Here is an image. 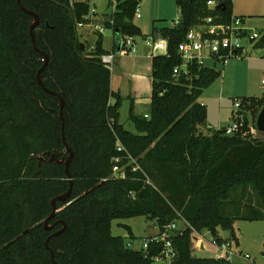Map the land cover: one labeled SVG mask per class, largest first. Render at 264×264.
I'll list each match as a JSON object with an SVG mask.
<instances>
[{
  "label": "trees",
  "instance_id": "1",
  "mask_svg": "<svg viewBox=\"0 0 264 264\" xmlns=\"http://www.w3.org/2000/svg\"><path fill=\"white\" fill-rule=\"evenodd\" d=\"M20 2L39 21L33 45V17L17 0H0V264H151L162 241L148 237L147 249H134L111 234L112 220L137 216L159 233L176 225L170 264H222L192 255L191 228L217 241L223 239L219 230L231 231L233 241L235 221L264 222V133L255 127L264 95L239 101L231 113L236 133L225 135V127L203 133L207 111L198 98L221 72L195 61L181 68L177 46L207 18L229 23L233 0H175L178 24L153 28L152 38L166 41V54L151 56L147 118L130 114L136 134L119 124L121 97L111 91V72L101 61L108 54L101 35L92 49L80 47L78 25L91 22L87 0ZM138 2L117 0L101 20L116 37L114 48L125 36H141L133 24ZM252 44L264 51V33ZM40 70L42 85L56 95L38 84ZM59 98L73 152L69 177ZM116 144L125 152L118 153ZM127 154L133 162L124 167ZM116 156L123 157L121 178L112 175ZM69 181L70 195L55 201L45 229L51 201L67 192Z\"/></svg>",
  "mask_w": 264,
  "mask_h": 264
},
{
  "label": "rangeland",
  "instance_id": "2",
  "mask_svg": "<svg viewBox=\"0 0 264 264\" xmlns=\"http://www.w3.org/2000/svg\"><path fill=\"white\" fill-rule=\"evenodd\" d=\"M117 0H87L90 8L91 22L89 26L78 28L81 43L94 47L99 35L93 30L96 25L102 27L100 34L102 47L110 54L112 31L102 25L101 20L115 11ZM140 17L133 18V24L141 32L135 37L136 53L134 55L113 56L109 65L111 72L112 90L121 97L119 109V124L126 131L136 134L135 127L130 121V114L143 118L149 112V103L152 94L151 79V49L145 46V41L153 42L151 32L154 29L170 27L180 18V12L175 0H138ZM245 1V0H244ZM250 20V17H246ZM264 28V25H260ZM259 25L254 26L261 31ZM89 30L90 35H86ZM259 33V32H258ZM262 34V33H260ZM245 56L230 57L224 61L205 58L203 66L215 68L221 72V77L206 88L198 102L206 106L207 124L213 129L230 126L231 113L237 111L235 101L242 98H261L264 87L261 84L264 78V51L253 49L248 42H243ZM245 50H248L246 53ZM262 110V109H261ZM260 113V112H259ZM250 122V121H249ZM256 123V122H255ZM254 134L257 135L256 131ZM255 198L256 195L254 194ZM253 197V196H252ZM254 208L262 209L260 200H254ZM260 205V206H259ZM181 228V226H178ZM159 228L146 218L137 216L128 219H114L111 221V234L121 238L125 244H132L131 248L139 249L141 236L155 235ZM234 236L231 250L233 255L229 264H264V222L263 221H235L232 225ZM223 239L231 236V231L219 230ZM205 242L210 236H204ZM205 242L192 243V255L195 258H214L215 249ZM247 255L248 258H244ZM151 264H170L169 260H153Z\"/></svg>",
  "mask_w": 264,
  "mask_h": 264
},
{
  "label": "built area",
  "instance_id": "3",
  "mask_svg": "<svg viewBox=\"0 0 264 264\" xmlns=\"http://www.w3.org/2000/svg\"><path fill=\"white\" fill-rule=\"evenodd\" d=\"M207 6L212 8L216 6L214 1H208ZM139 10L136 9L135 18H139ZM178 24V20L173 23V26ZM90 24H79L78 28H83L84 26H89ZM93 30H97L98 34H101L103 29L102 27L96 25ZM261 37V34L258 33L253 27H251L247 20L242 17H231L229 23L226 24H216L213 22L212 18H207L202 21L197 26L192 27L186 33L184 39L177 46V53L181 59L182 66L185 67L188 63L195 61L198 65L203 66V60L205 58H212L220 61H224L230 57H240L243 53V42L253 43ZM145 46L151 49L150 56L158 54H166V41L157 38L153 39V42L145 41ZM136 53V42L135 37L125 36L118 41V44L115 46L114 51H110V54L101 56V61L108 67L112 64L113 56L118 55H134ZM180 69V68H179ZM178 69V71H179ZM177 69L174 74L178 73ZM262 86L264 87V78L261 81ZM239 101H235V107L237 108ZM147 118V116L145 115ZM238 130V125L232 123L230 126L225 127V135H232ZM115 149L118 153L125 152V149L120 145L116 144ZM123 158V157H122ZM120 156H116L112 159V175L118 177H124V167H128L130 163L133 162V159L127 154L124 158L127 159L128 163L124 167H120L119 163L122 160ZM132 170H137L136 167H133ZM187 225L186 223H183ZM176 225L171 223L164 227L161 233L152 237V241H162L163 249L159 254L154 258V260H169L172 261L175 253L172 250L171 246V235L176 230ZM191 228V227H190ZM192 235L196 242L203 243L205 242L204 236L206 234H199L191 228ZM149 238H143L139 242V247L142 250L147 249V244ZM210 247L215 249L214 259L222 261V264H229L233 251L231 247L233 241L227 239H222L217 241L213 238H210L208 242H205ZM130 244H127V247H130ZM244 258H248L247 255Z\"/></svg>",
  "mask_w": 264,
  "mask_h": 264
},
{
  "label": "water",
  "instance_id": "4",
  "mask_svg": "<svg viewBox=\"0 0 264 264\" xmlns=\"http://www.w3.org/2000/svg\"><path fill=\"white\" fill-rule=\"evenodd\" d=\"M17 4L19 5V7H20L25 13H27V14H29V15H31V16L33 17V25H32V27H31V29H30V35L32 36V43H33V45H34V38H33V34H32V29H33V27L38 23L39 18H38V16H37L35 13H33V12H31V11H28V10H26L25 8H23L22 5H21L20 0H17ZM80 47H81V49L83 50V49H84V44L81 43V44H80ZM44 58H45V63H46L47 58H46V57H44ZM41 70H42V69H41ZM41 70L38 71V73H37V75H36V79H37L38 84L42 87V89H43L46 93L56 95L54 92L49 91L48 89H46V88L42 85V82H41V79H40V72H41ZM59 100H60V118H61V126H62V127H61V128H62V130H61V139H62V143H63L64 146H65V150H66V152L68 153L67 160L65 161V173H66L67 176L69 177L68 166H69V163H70V161H71V159H72V157H73V152H72V150L68 147V145H67V143H66V141H65V138H64V133H63V114H62V108H63L64 102H63V100H62L61 98H59ZM243 120H244V124H248L249 121H248L247 117H244ZM255 127H256V129H257L258 132L264 133V107L262 108V110L260 111V113L258 114V116H257V118H256ZM71 187H72V182L69 181V188H68L67 192H66L65 194H63V195L58 196L56 199H53V200L51 201V205H52V208H53V209H52L51 214H50V215L44 220V227H45V229H50V228H51V226L48 225V221H49V220L54 216V214H55V207H54V206H55V201H56V200H60V201H64V200H66V199L69 197V195H70ZM60 224H62L63 226H65L64 223H62V222H60ZM63 228H64V227H63ZM63 228H62L60 231H58V233L62 232V231H63ZM58 233H56V234H58ZM45 246L47 247V243L45 244ZM51 258H52V253H51Z\"/></svg>",
  "mask_w": 264,
  "mask_h": 264
},
{
  "label": "crops",
  "instance_id": "5",
  "mask_svg": "<svg viewBox=\"0 0 264 264\" xmlns=\"http://www.w3.org/2000/svg\"><path fill=\"white\" fill-rule=\"evenodd\" d=\"M232 15L234 17H242L245 18L248 22V24L253 27L256 31L257 29L254 27L256 25H264V0H233V7H232ZM246 17H250V20ZM261 31H258L259 33H264V28L261 27ZM89 30H87L86 35H90ZM114 41H116V37L113 36L112 34V44H111V48L110 51H114ZM247 43V42H246ZM253 49H256L253 47L252 43H248ZM244 44H243V50H244ZM93 47H90V49H92ZM105 50V49H104ZM260 50V49H259ZM107 51V48L106 50ZM246 53L248 52V50H245ZM109 53V52H108ZM245 54V53H244ZM243 53L241 54L240 57L245 56ZM110 88L111 91L114 92L112 90V81L110 78ZM111 103H113V99L110 101ZM146 115V114H144ZM230 122H232L231 118H230ZM220 128H224V127H220ZM219 129V128H218ZM211 130H215L211 127V125L207 124L206 122V126L205 128L202 129L203 133H207L210 132ZM157 235V233L155 234ZM155 235H150L149 237H153ZM143 238H146L147 236H141ZM227 239V238H225Z\"/></svg>",
  "mask_w": 264,
  "mask_h": 264
}]
</instances>
